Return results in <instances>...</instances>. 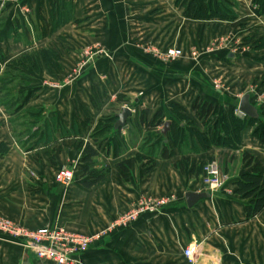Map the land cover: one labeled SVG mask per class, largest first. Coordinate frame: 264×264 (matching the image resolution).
I'll return each mask as SVG.
<instances>
[{
  "label": "crops",
  "instance_id": "1",
  "mask_svg": "<svg viewBox=\"0 0 264 264\" xmlns=\"http://www.w3.org/2000/svg\"><path fill=\"white\" fill-rule=\"evenodd\" d=\"M201 1L236 19H187L184 2L200 8V0H0L1 217L30 230L64 227L87 237L106 231L74 264H187L183 251L191 244L198 245L200 264H264V207L249 216L251 199L237 184L252 170L243 153L264 169V143L256 134L264 133V16L255 0ZM220 36L226 48L207 49ZM144 43L184 56L165 66L139 48ZM89 50L99 52L90 58ZM80 56L87 64L71 78ZM25 57L33 63H19ZM10 89L16 114L2 98ZM246 94L256 120L239 111ZM198 99L215 106L209 125L192 109ZM124 107L135 112L127 128L116 129ZM233 117L248 122L238 132L240 148L207 145L208 136L221 139L224 120L225 136L236 135ZM17 120L27 123L24 138H16ZM87 144L98 154L84 164ZM225 150L232 155L219 157L228 176L224 187L189 207L188 193L208 192L203 166ZM128 160L124 173L120 165ZM85 165L104 171L89 188ZM72 167L74 180L58 183L57 173ZM142 197L169 203L112 227ZM0 264L52 263L0 233Z\"/></svg>",
  "mask_w": 264,
  "mask_h": 264
},
{
  "label": "built area",
  "instance_id": "2",
  "mask_svg": "<svg viewBox=\"0 0 264 264\" xmlns=\"http://www.w3.org/2000/svg\"><path fill=\"white\" fill-rule=\"evenodd\" d=\"M98 52L90 51V58ZM182 55L180 49L172 48L166 51L165 59L173 61L179 59ZM133 112L135 111L132 110ZM31 175L33 174L31 173ZM74 175V167L62 169L57 173L56 180L60 184L68 185L74 180ZM227 180L228 176L220 171L218 163H207L204 166L202 182L204 189L208 192H218L224 187ZM168 203L167 199L154 200L149 197H142L134 203L130 211L121 215L112 227L128 226L136 222L145 213H158ZM0 233L21 241L38 259L52 264L76 263L77 258L86 253L94 241L106 236V231H101L93 237L82 236L70 232L64 227L30 230L1 216ZM197 251L198 245L195 244H191L184 249L183 256L187 264H200L196 259Z\"/></svg>",
  "mask_w": 264,
  "mask_h": 264
},
{
  "label": "trees",
  "instance_id": "3",
  "mask_svg": "<svg viewBox=\"0 0 264 264\" xmlns=\"http://www.w3.org/2000/svg\"><path fill=\"white\" fill-rule=\"evenodd\" d=\"M254 5L257 7V13L261 16H264V0H255ZM220 13H222L220 15ZM214 15L221 16V18L228 19L230 21H234L236 19L235 16L233 15H225L223 11H219V13H213V10L207 8V6L203 3V1L200 0V8L196 7V4L192 2L187 5L186 13L185 16L191 19H209L214 17ZM23 61L33 63V58L32 57H25L20 61L19 63H22ZM5 82L2 83V86L4 85ZM9 86L10 83H6ZM11 94V89L6 91L5 98L10 96ZM8 99V98H7ZM11 102V103H10ZM10 107L9 110L13 114L17 113V105L12 104V101H9ZM8 103V104H9ZM7 106V105H6ZM193 111L196 114V117L198 120L202 122L203 125L208 124L212 117L214 116L215 113V106L205 100L198 99L196 103L192 107ZM16 112V113H15ZM162 112L157 113L156 118L160 117ZM17 121H14V125L17 128ZM233 122L235 125V130H236V135L235 136H227V132L229 131L228 123L226 120L223 121L222 123V128L224 129L223 134L221 133V139L230 140V138L233 137L235 143H236V148L239 146L240 138L238 136V132L245 127L248 122H245L241 119H238L237 117H233ZM209 125V124H208ZM16 138L19 137L20 134L17 132ZM260 137V140L264 143V133H256ZM226 135V136H225ZM235 148V149H236ZM234 149V148H233ZM97 151L94 150L92 146L87 144L85 148L83 149L82 152V161L84 164H87L92 161L94 157L97 156ZM171 155L168 153V151H165L163 154L164 158H169ZM243 162L246 164L247 168H252L251 172L248 174H245L241 177L239 180L238 184V191L240 194L244 195L246 198L251 199L250 205L247 208L248 215L252 216L258 213L262 208L264 207V169L260 165L259 161L255 159L252 155L249 153H243ZM132 166V160H128L123 162L120 165V168L123 170L124 173L128 172L130 167ZM84 175H90L92 181H85L84 186L86 187H92L96 182L100 181L103 178V172L104 171H96L92 170L91 166L85 165V167L82 170Z\"/></svg>",
  "mask_w": 264,
  "mask_h": 264
},
{
  "label": "rangeland",
  "instance_id": "4",
  "mask_svg": "<svg viewBox=\"0 0 264 264\" xmlns=\"http://www.w3.org/2000/svg\"><path fill=\"white\" fill-rule=\"evenodd\" d=\"M8 0H2V3H4V2H7ZM184 7H185V13H186V9H187V3L186 2H184ZM22 10L24 11V13L25 14H29V12H30V10L28 9V8H26V7H23L22 8ZM68 14H67V16L66 17H69L68 15L70 14L69 12H67ZM187 19H191V18H188V17H186ZM67 19V18H66ZM191 20H198V19H191ZM202 21H206V20H209L208 18L207 19H201ZM231 22H233V21H231ZM79 24V23H78ZM234 24H236V23H234ZM239 24V23H238ZM234 40H236L235 38H234ZM225 42H226V38L224 37V36H220L219 37V39H215V40H213L212 41V43L207 47V49H209L211 52H220V51H223L226 47H225ZM139 45V48H141L143 51H144V53L146 54V55H150V56H152V57H154L155 58V60L156 61H158L159 63H161V64H163V65H165V66H168V65H170V64H172V63H175V62H177V61H179L180 59H182L183 58V56H184V54L179 58V59H177V60H173V61H168V60H166L165 59V53H166V51L168 50V49H165V50H163V49H161L158 45H155V43H144V44H138ZM140 49V50H141ZM96 51V50H95ZM109 50H107L106 48H102V54H104V55H107V54H110V52H108ZM182 51V50H181ZM84 52V51H83ZM83 55H84V53H83ZM85 55L86 56H89L90 57V50L89 51H86L85 52ZM109 59V58H108ZM86 64H87V62H84V60H83V58H81V56L78 58V60H77V62L75 63V70H73V72H72V74L70 75V77L71 78H77V77H80L81 76V73H82V71H83V69H84V67L86 66ZM69 77V78H70ZM57 84H60L59 82H56V85ZM57 87H59L60 88V85H57ZM263 97H264V93H263V95H262ZM2 98H5V94H3V97ZM9 98L8 99H4V102L6 103V105H7V107H8V109H9V107L11 106L10 105V103H9ZM9 104H8V103ZM174 109V108H173ZM10 112V111H9ZM11 113V112H10ZM15 119H18V118H15ZM14 119V120H15ZM23 121V122H22ZM25 121L24 120H19V122H17V128L15 129V125H14V122L12 123L13 124V127H14V129H15V132H17L18 134H20L19 135V138H24V134H26V129H27V123H24ZM211 125V124H210ZM212 125H213V123H212ZM213 128L211 129V132L213 133ZM219 131L221 132V133H223L224 132V129L222 128V125L219 127ZM26 137V136H25ZM206 142V144L207 145H211V146H217V148H228V149H235L236 148V143H235V141H234V139H233V137L232 138H230V140H226V138L225 139H220V140H218V139H216V135H215V137L213 138V137H207V140L205 141ZM142 146H144V144L143 143H140V147H142ZM240 148V142H239V146H238V148H236V149H239ZM148 149V148H147ZM147 149L146 148H144V151H147ZM232 152L231 151H228V150H225L224 152H219L218 153V155H217V157H218V159L216 160V161H214V160H212V161H209L208 163H213V162H216V163H218V165H219V167H220V171L223 173V171H222V169H223V167H222V162L221 161H219V157H221V158H223L224 160H226V159H230V156L232 155L231 154ZM207 164V163H206ZM205 164V165H206ZM204 165V166H205ZM204 166H203V169H204ZM224 175H226L225 173H223ZM227 176V175H226ZM202 177H203V170H202ZM202 180H203V178H202Z\"/></svg>",
  "mask_w": 264,
  "mask_h": 264
},
{
  "label": "water",
  "instance_id": "5",
  "mask_svg": "<svg viewBox=\"0 0 264 264\" xmlns=\"http://www.w3.org/2000/svg\"><path fill=\"white\" fill-rule=\"evenodd\" d=\"M251 94H246L240 101L239 103V111L251 118V119H258L259 118V112L256 109L255 106H253L250 102L251 100ZM132 116V110L124 107L121 109V112L119 114L116 115L117 118V122L115 124V128L119 129V128H127V121L128 119ZM170 127H171V122H166L161 134L166 137L170 131ZM211 196V193L206 192V193H188L186 195V202L188 204L189 207L194 206L197 202H199L202 199H206L209 198Z\"/></svg>",
  "mask_w": 264,
  "mask_h": 264
}]
</instances>
